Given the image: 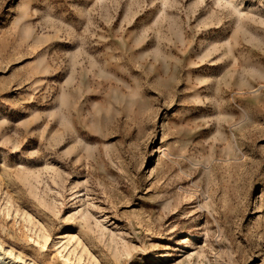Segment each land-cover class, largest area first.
<instances>
[{
	"label": "rangeland",
	"instance_id": "374dc122",
	"mask_svg": "<svg viewBox=\"0 0 264 264\" xmlns=\"http://www.w3.org/2000/svg\"><path fill=\"white\" fill-rule=\"evenodd\" d=\"M0 248L264 264V0H0Z\"/></svg>",
	"mask_w": 264,
	"mask_h": 264
},
{
	"label": "bare ground",
	"instance_id": "6f19581e",
	"mask_svg": "<svg viewBox=\"0 0 264 264\" xmlns=\"http://www.w3.org/2000/svg\"><path fill=\"white\" fill-rule=\"evenodd\" d=\"M232 8H233V10L235 11V12H238L239 10L236 8V6L232 3ZM67 237H69V238H74V236L73 235H67ZM58 238V237H57ZM42 248H43V246H42ZM1 249V248H0ZM63 249H65V248H63ZM8 250V249H7ZM73 250V249H72ZM3 253H4V251H3ZM10 253V252H9ZM12 253V252H11ZM65 254V253H64ZM72 254V253H71ZM10 256V255H9ZM60 256V255H59ZM2 257V256H1ZM64 257V261L66 262V261H68V256H62V258ZM5 260V259H4ZM69 262V261H68ZM2 263V262H1ZM4 264V263H3Z\"/></svg>",
	"mask_w": 264,
	"mask_h": 264
}]
</instances>
